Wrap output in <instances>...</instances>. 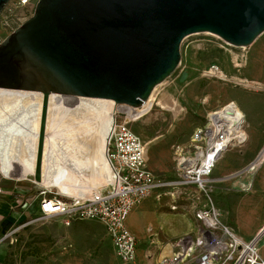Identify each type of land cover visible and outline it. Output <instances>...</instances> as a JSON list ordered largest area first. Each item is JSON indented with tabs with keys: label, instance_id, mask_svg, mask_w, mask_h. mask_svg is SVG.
Returning a JSON list of instances; mask_svg holds the SVG:
<instances>
[{
	"label": "water",
	"instance_id": "95a60500",
	"mask_svg": "<svg viewBox=\"0 0 264 264\" xmlns=\"http://www.w3.org/2000/svg\"><path fill=\"white\" fill-rule=\"evenodd\" d=\"M203 32L251 45L264 0H39L0 45L5 164L37 154V185L44 164L90 186L92 169L107 174L114 104L142 107L178 67L183 40Z\"/></svg>",
	"mask_w": 264,
	"mask_h": 264
},
{
	"label": "rangeland",
	"instance_id": "374dc122",
	"mask_svg": "<svg viewBox=\"0 0 264 264\" xmlns=\"http://www.w3.org/2000/svg\"><path fill=\"white\" fill-rule=\"evenodd\" d=\"M32 15L29 13L21 25ZM262 58L264 33L247 47L234 46L209 32L189 35L182 42L178 67L156 94L142 107L120 105L117 110L121 111V119L129 120L142 113L131 128L146 145L147 165L156 174L173 179L179 173V155L191 150L194 131L206 125L209 114L234 102L245 115L244 125L238 137H233L235 147H229L214 168L212 197L222 221L245 238L258 236L264 255V234L257 232L264 224V161L252 167L264 150V67L261 71L256 67L264 66ZM212 64L220 67L223 77L204 75ZM43 171L42 167V176ZM1 172L11 178L5 182L18 179L29 190L36 187L34 175L22 177L20 164H11L6 174L1 160ZM51 187L53 191L47 190L49 197L76 196ZM179 203V209L172 210L171 201L156 203L149 198L136 208L135 211L142 207L154 213L155 218L146 223L141 215L136 217L137 223L136 219L129 220L139 240L138 257L133 264H160L165 250L173 251L171 246L180 235L168 237L166 214L178 216L173 219L175 227L197 226L191 204ZM39 216L40 213L32 216L7 236H0V264H128L117 258L101 222L75 220L67 226L58 217L35 220ZM150 236L155 239L151 241Z\"/></svg>",
	"mask_w": 264,
	"mask_h": 264
},
{
	"label": "built area",
	"instance_id": "2783aa9c",
	"mask_svg": "<svg viewBox=\"0 0 264 264\" xmlns=\"http://www.w3.org/2000/svg\"><path fill=\"white\" fill-rule=\"evenodd\" d=\"M38 1L17 0L15 4L10 1L5 6L0 14V45L29 13L34 14ZM204 75L221 78L222 70L212 64ZM219 110L209 114L206 125L194 131L191 150L179 155V173L173 179L158 176L147 165L146 145L131 128V123L141 118L142 113L129 120L121 119V111L115 110L106 145L113 176L111 189H101L86 197H49L43 189L41 214L35 220L58 217L67 226L75 220H97L104 225L117 258L133 264L138 257L139 240L127 226L128 217L152 195L159 201L169 197L172 210L179 209V202H189L198 224L193 232L176 240L173 254L164 256L160 264H264L260 238L246 240L239 236L222 221L221 212L213 202L211 176L221 154L235 142L229 137L232 124L227 119L228 113L222 117L212 115Z\"/></svg>",
	"mask_w": 264,
	"mask_h": 264
},
{
	"label": "crops",
	"instance_id": "0c3cea01",
	"mask_svg": "<svg viewBox=\"0 0 264 264\" xmlns=\"http://www.w3.org/2000/svg\"><path fill=\"white\" fill-rule=\"evenodd\" d=\"M262 60L264 61L263 58H262ZM261 64H263V63H261ZM256 67L261 69L264 66L259 65ZM0 155H1V150H0ZM1 160H2V158H1ZM1 160H0V167H1ZM2 164H3V162H2ZM9 166H11V165H7V167H8V171H7L3 165V167L6 170V174H8V172H9ZM151 170H153V169H151ZM155 174H156V172H155ZM22 175H23V172H22ZM30 175H28V176H30ZM157 175L162 177L159 174H157ZM22 177H24V176H22ZM162 178H168V177H162ZM7 179H11V178L6 177L3 174V172H1L0 173V189H1V192H0V236H2V235L7 236V234L9 232H11L16 227V225H19L20 223H22L24 221L30 220L32 218V216H36L39 213L41 214L40 200L38 199L39 198V190L41 187L36 184L35 189L29 190L27 188V185L22 183V180H18V179L14 180L13 179V182H5V180H7ZM109 179H110V176L108 177V179H106V181H104L105 182L104 184H107ZM101 185H99V186H101ZM74 195L86 197V196L91 195V193L83 194V195H79V194H74ZM149 198H152L153 201L156 203H161V201H164V200L171 201L169 199V197H164L161 201H159L156 199L155 195H152ZM149 198H147V199H149ZM137 207L134 208V210L132 211V213L130 214V216L127 219V226L131 230L132 233H133V229L130 226L132 224V222L129 223V220L131 218L133 220H135L138 215H141L144 223H146L149 220V218H152V219L155 218L154 213H151L150 211H146V209L143 210L142 207L139 208L137 211H135ZM164 217H165V221L168 223V224L166 223V230H165L166 233L168 234V237H173V236H178V235H180V237H181L185 234L193 232L196 228V225L194 226V228H192L190 226V229L189 228L186 229L184 227L179 228L178 224L175 227L173 219L178 217L175 214L168 213ZM135 222L136 223L138 222L137 219ZM138 225H139V223H138ZM261 226L262 227L259 228L260 230L257 231L258 233L264 229V224ZM140 229L142 232L143 228H140ZM239 236H241L243 239L249 240L248 238H245L242 235H239ZM149 238L151 239V241L155 239L151 236ZM112 245H113V243H112ZM171 247H172L173 251L171 252V248H167L165 250V253H166L165 256H171L173 254V252L175 250V244H173ZM113 249H114V246H113ZM260 254L264 258V255L261 253V250H260Z\"/></svg>",
	"mask_w": 264,
	"mask_h": 264
},
{
	"label": "bare ground",
	"instance_id": "6f19581e",
	"mask_svg": "<svg viewBox=\"0 0 264 264\" xmlns=\"http://www.w3.org/2000/svg\"><path fill=\"white\" fill-rule=\"evenodd\" d=\"M262 70V68L260 69V71ZM223 77V76H222ZM162 84L158 85L156 87V89L153 91L152 95L150 96V98L144 103V105L154 96V94H156V91L157 89L161 86ZM143 105V106H144ZM117 107L115 104H114V111L117 110ZM135 108V107H133ZM227 109H230V111ZM113 111V113H114ZM225 113H228L227 116V119L231 122L232 124V127H231V130L229 131V137H238V134H239V131L240 129L242 128L243 126V123H244V120H245V115L238 109L237 105L232 102L230 103L229 105H227L224 109H221L218 111V113H214L216 114L214 117H217V116H225ZM213 114V115H214ZM232 117L230 118L229 116ZM114 117V116H113ZM104 145H105V155H106V145H107V135L105 136V140H104ZM229 147H232L234 148V143L231 144ZM231 148V149H232ZM0 149L4 150V147L2 145H0ZM227 150H225L224 152H226ZM224 152L221 154V156L219 158H221L223 155H224ZM264 161V150L261 152L260 156L257 158V160L253 163L252 167H256V166H259L262 162ZM8 164H6L5 168L6 170L8 171V167H7ZM106 166H107V174H105L104 176H94L95 173L97 172L96 169H92V179L93 177L95 178H98V179H102L103 181H106V179L109 177V174H110V179L109 181L107 182V184H104L105 182L102 183L101 186L97 187L93 192L95 191H98V190H101L102 188H105L106 186H110L112 187V184H113V176L111 174V171L109 169V165L108 163H106ZM91 179V181H92ZM42 189H46L48 191H53V187H51L50 185H46L44 184L42 181L41 183L38 184ZM92 192V193H93ZM91 193V194H92ZM78 196V195H76ZM81 197V196H79ZM259 233H261V235L264 234V229L262 231H260Z\"/></svg>",
	"mask_w": 264,
	"mask_h": 264
},
{
	"label": "flooded vegetation",
	"instance_id": "af4514ba",
	"mask_svg": "<svg viewBox=\"0 0 264 264\" xmlns=\"http://www.w3.org/2000/svg\"><path fill=\"white\" fill-rule=\"evenodd\" d=\"M1 150V158L4 167L6 166L4 162V150ZM45 155V153H44ZM36 162H37V154H32L28 158L18 159L15 160L13 163L20 164L23 169V176L26 177L28 175H34L36 169ZM13 163H9L11 165ZM43 176L42 182L46 185L57 186L59 189L66 191L71 194H88L92 193L99 185H101L104 181L102 179H98L93 177L90 186H84L80 183H72L70 186L66 184L65 178L58 177L54 175L44 164H43ZM110 176V174H109ZM108 179V178H107Z\"/></svg>",
	"mask_w": 264,
	"mask_h": 264
}]
</instances>
